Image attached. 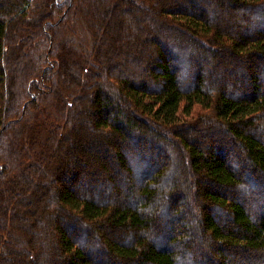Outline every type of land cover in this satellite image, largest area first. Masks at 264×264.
Listing matches in <instances>:
<instances>
[{
	"label": "trees",
	"instance_id": "1",
	"mask_svg": "<svg viewBox=\"0 0 264 264\" xmlns=\"http://www.w3.org/2000/svg\"><path fill=\"white\" fill-rule=\"evenodd\" d=\"M263 6L0 0V264H264Z\"/></svg>",
	"mask_w": 264,
	"mask_h": 264
},
{
	"label": "rangeland",
	"instance_id": "2",
	"mask_svg": "<svg viewBox=\"0 0 264 264\" xmlns=\"http://www.w3.org/2000/svg\"><path fill=\"white\" fill-rule=\"evenodd\" d=\"M33 5L36 7L37 5H39V0H31ZM263 11H264V6H263ZM261 9V10H262ZM257 17V15L255 14V18ZM247 21V20H246ZM69 31L67 30V33H66V39H67V43H69L68 45L71 46V47H80V48H83V46L85 45H88V38H89V32H88V28L87 26L85 27V25L83 24L81 18H79L78 21H75V23H70V27H69ZM72 38L74 39V41L72 40ZM76 39V40H75ZM77 49V48H76ZM232 66V65H230ZM205 67L210 68L209 65H206L205 64ZM232 69L235 68V66H232L230 67ZM212 71V70H211ZM211 71H207V73L211 74L212 72ZM230 77V76H229ZM210 111H206L204 109H202L201 107H195L193 109V111L190 113V115H187L185 117V120H187L188 118H199L201 117L202 115H204L205 113H209ZM195 119V118H194ZM196 120H199V119H196ZM209 134L207 133H203L202 136L200 137L199 139V144H202L204 143L205 141H209L211 138H209L208 136ZM177 226H179L181 224V221L178 220V222H176ZM203 245L205 246L204 244H202L201 242L198 243V244H195L196 247L197 245ZM199 245V246H200ZM184 261L186 262H189V255L185 254L184 257H183Z\"/></svg>",
	"mask_w": 264,
	"mask_h": 264
}]
</instances>
